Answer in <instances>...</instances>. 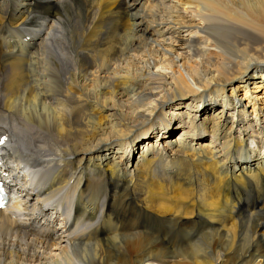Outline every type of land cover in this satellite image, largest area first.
Returning <instances> with one entry per match:
<instances>
[{
    "label": "bare ground",
    "instance_id": "1",
    "mask_svg": "<svg viewBox=\"0 0 264 264\" xmlns=\"http://www.w3.org/2000/svg\"><path fill=\"white\" fill-rule=\"evenodd\" d=\"M262 72L264 0H0V264H264Z\"/></svg>",
    "mask_w": 264,
    "mask_h": 264
},
{
    "label": "rangeland",
    "instance_id": "2",
    "mask_svg": "<svg viewBox=\"0 0 264 264\" xmlns=\"http://www.w3.org/2000/svg\"><path fill=\"white\" fill-rule=\"evenodd\" d=\"M259 67H261V66H258V68ZM161 71V70H160ZM263 74H264V72H262ZM251 94V93H250ZM259 94H262L261 92L259 93ZM255 96V95H254ZM241 98V97H240ZM240 98H238L239 100H240ZM244 100H242L241 102H242V108H244V106H245V104H247V107L245 108V110H246V112H250L251 110H252V107H251V105L252 104H255V101H254V98H252L250 95H247L246 96V99L245 98H243ZM220 102L221 101H219V100H216L215 101V105H214V109L215 110H218V109H220ZM261 102H264V96H263V98H262V100L261 101H259L258 102V107L259 106H261L260 104H261ZM187 105V104H186ZM196 105V104H195ZM185 107H187V106H183L181 109H184ZM191 109H192V113H194V112H200V111H202L201 110V108H199V107H197V106H195V107H190ZM261 109V108H260ZM260 109H258L257 110V112L258 113H260V115L261 116H263V114H264V108H263V110H260ZM232 110H230V112H231ZM208 113H210V112H208ZM165 115L166 116H168V117H170L171 118V115L169 114V113H165ZM248 115H250V118L253 120V114L252 113H248ZM175 121H173L172 123H174ZM164 125V122L163 121H161L160 122V126H163ZM202 127V125H201V123H199L198 124V126L196 127V128H201ZM258 127V126H257ZM180 130H182V127H179V128H177L176 130H175V132L173 133V135H171V136H169L168 137V141H170V140H172L174 137H176V135L178 134V131H180ZM197 132V131H196ZM151 134V133H150ZM149 134V135H150ZM204 134L207 136V133H205L204 132ZM148 135V136H149ZM154 137H155V135H154ZM155 140V139H154ZM151 141H152V139H151ZM144 142V140L142 139V141H140L138 144H136V145H134L133 147H132V149L134 150L133 152H131L130 153V155H127V154H122L123 152H120V154L121 155H127V158L128 159H130L132 156H133V154H134V156H136V155H138L140 152H141V149H142V147H144L145 145H142V143ZM204 142V141H203ZM251 143V141L250 142H247V144H250ZM142 145V146H141ZM129 150H131V149H128V151ZM115 151L116 150H112V152L113 153H115Z\"/></svg>",
    "mask_w": 264,
    "mask_h": 264
}]
</instances>
